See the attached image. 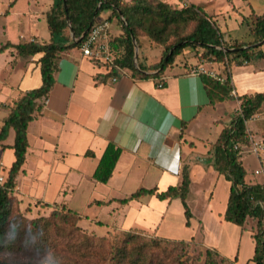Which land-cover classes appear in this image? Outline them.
I'll return each instance as SVG.
<instances>
[{
  "label": "crops",
  "instance_id": "obj_1",
  "mask_svg": "<svg viewBox=\"0 0 264 264\" xmlns=\"http://www.w3.org/2000/svg\"><path fill=\"white\" fill-rule=\"evenodd\" d=\"M0 3V47L17 44L19 39L50 42L46 26L49 9H41L38 0ZM215 3L206 0L196 7L215 23L225 40L251 43V21L247 17L264 12L249 0ZM106 18L104 12L98 20ZM110 32L117 34L114 22ZM64 37L66 44L72 42L70 33H64ZM142 43V64L148 67L159 62L161 48L145 40ZM261 50L264 52V45ZM40 56L15 59L12 48L0 53V128L19 95L40 87ZM201 61L195 51L186 50L158 79H133L125 73L112 83L107 67L82 56L80 46L62 52L56 61L54 84L45 99L38 101L41 113L27 128L26 159L12 193L21 211L31 209L33 213L39 210L37 204H59L80 217L78 226L82 230L98 237L115 230H137L149 237L191 242L198 249L214 251L238 264L247 220L238 226L223 218L231 182L215 170L213 146L239 110L240 101L209 105L200 76L190 73ZM205 66L225 80L229 75L235 98L264 91V58L225 65L205 61ZM157 80H163L162 87L157 86ZM246 132L264 142V114L246 122ZM13 140L14 131L9 129L6 139L0 142L5 178L14 161L13 153L12 158L5 156L8 149L13 150ZM108 144L118 148L120 155L110 178L102 184L92 175ZM88 152L93 156H87ZM250 155L254 154L249 146L241 147L246 177L244 159ZM256 158L259 165L254 173L262 170L263 180L247 181L245 177L247 185H264V158ZM183 168L190 181L186 198L191 214L188 226L177 198L159 200L146 195L123 202L141 188H155L161 193L178 186ZM220 185L223 198L218 203L214 192Z\"/></svg>",
  "mask_w": 264,
  "mask_h": 264
},
{
  "label": "trees",
  "instance_id": "obj_2",
  "mask_svg": "<svg viewBox=\"0 0 264 264\" xmlns=\"http://www.w3.org/2000/svg\"><path fill=\"white\" fill-rule=\"evenodd\" d=\"M51 1L46 14L49 43L19 39L17 44L6 43L0 47V53L12 48L15 59L41 55L37 61L41 76L40 87L19 95L0 128V142L6 139L9 129L14 131L11 146L14 161L6 173L4 184L0 185V264H183L182 258L176 259V254L179 253V248L188 247L191 242L149 237L137 230H115L113 234L120 235L122 239L119 243L109 242L108 238L112 239L110 235L98 237L82 230L78 226L80 217L59 204H53L52 208L46 205L51 209L47 217L26 219L22 214L28 209L21 211L19 202L12 193L16 177L26 159L27 128L41 113L42 105L38 101L45 99L54 84L59 55L79 47L88 30L97 24L101 13L106 12V20L109 24L114 22L117 27L116 35H112L110 30L108 35L113 64L133 79L160 78L165 69L171 67L175 59L186 50L195 51L199 60L223 65L232 61L244 64L253 59H262L264 52L261 48L264 44H257L264 39V15L250 14L247 17L251 21L249 31L253 41L246 44L225 40L215 23L192 4L180 9L177 6L171 7L162 0ZM69 29L72 31V42L66 44L64 33ZM143 38L162 50L159 62L148 67L140 60H137L136 66L134 63L132 39L140 51ZM246 45L248 47L242 49ZM13 64L12 62L11 65ZM112 74L114 71H110L108 76ZM199 76L209 105L214 106L225 100L240 101L239 110L229 125L221 130L213 146V164L215 170L224 174L225 179L231 182L224 220L238 226H242L248 218L256 221L252 262L264 264V209L259 205L264 204V185L245 183L246 170L240 157L241 147L249 146L246 122L260 114L264 104V91L235 98L229 75L224 83L205 74ZM236 144L237 148L234 149ZM86 155L93 156L90 152ZM119 155L120 150L108 144L92 178L105 184ZM189 183L188 171L183 168L178 186L169 187L161 193H157L155 188H141L123 202L146 195H154L159 200L177 198L182 203L188 226L191 218L186 204ZM13 205L16 207V216L13 215ZM4 252L7 253L5 257ZM205 254L207 257L215 256L228 261L211 250H205Z\"/></svg>",
  "mask_w": 264,
  "mask_h": 264
},
{
  "label": "rangeland",
  "instance_id": "obj_3",
  "mask_svg": "<svg viewBox=\"0 0 264 264\" xmlns=\"http://www.w3.org/2000/svg\"><path fill=\"white\" fill-rule=\"evenodd\" d=\"M47 1H49L48 4H46ZM47 1L44 0V2H42L41 0H38V3L40 4L39 5L40 8L43 9L44 11H46L47 9H50V7H51L50 3L52 1L51 0H47ZM162 1L168 3L171 7L175 6L173 0H162ZM187 1L189 2V0H187ZM249 1L251 3H253L258 8L259 11L264 12V0H249ZM192 2H193V5L197 6L198 3H204V2H206V0H192ZM223 2H225V0H216L215 4L217 6L218 4L223 3ZM0 6H1V3H0ZM212 6H213V4H212ZM26 9H27V7H26ZM215 9H216V7H214L213 10H215ZM38 16L41 17L42 15L38 14ZM39 17L37 19H40ZM40 27L41 26L37 27L38 31H40ZM65 33L68 34L70 32L68 30V31H65ZM71 39H72V36H71ZM143 39L147 40L146 38H143ZM24 40H27V39H24ZM139 52L140 51H139V49L137 47V52H136L137 60L141 59L139 57ZM152 59H154V58H152ZM2 62H3L2 58H0V65H2ZM260 114H264V108H262ZM8 150L10 152H8L5 155L7 159L10 158V157L11 158L13 157L12 156L13 150H11V149H8ZM261 156H263V158H264V152L260 153V157ZM6 158H5V160H7ZM262 162H263L262 168H264V159H263ZM244 164L246 165V169H247V172H248V175L246 177L247 181H250V180H252V181H254V180L262 181L263 180V176L261 175V173H256V172L254 173L255 167H257L259 165L257 163V158H256L255 155H250L249 157L245 158L244 159ZM214 195H215V200L218 203H221L222 198H223V187H222V185L218 186L215 189ZM49 206H51V208H52V206H54V205H49ZM36 207L39 208L38 212H33L32 213V210L30 209L29 211L24 212L22 215L28 220L29 219H33V218H37V217H42V216L43 217H47L49 215V213H50V210H51L50 208L46 207V204L45 205L37 204ZM15 212H17L16 211V207L13 205V215L14 216H16ZM255 222L256 221L251 219V218L247 219L246 231H245L246 235H245L244 243L241 244V253H240V257H239L240 259L238 261V264H253L251 257H252V254H253L252 246L254 244H253V240L251 238V234L256 229V223ZM109 235H110V237H112V239L108 238L109 242H117V243H119L121 241V239H122V237L120 235L113 234V233H110V234H108L107 236H104V237H108ZM141 241L142 240L140 239L139 242H141ZM179 249H180L179 253L176 254V259L177 258H182L183 264H234V262H231V261H222L219 257H215V256L207 257L206 254H205V251L202 250V249L196 248L194 246V244H191L188 247H183V248H179ZM168 251L169 250H167V252ZM173 251H175V250H173ZM3 255L5 257V255H7V253L4 252ZM158 255L161 256L160 253ZM166 264H169V263L166 262Z\"/></svg>",
  "mask_w": 264,
  "mask_h": 264
},
{
  "label": "built area",
  "instance_id": "obj_4",
  "mask_svg": "<svg viewBox=\"0 0 264 264\" xmlns=\"http://www.w3.org/2000/svg\"><path fill=\"white\" fill-rule=\"evenodd\" d=\"M175 6L178 8H185L190 5V1L187 0H173ZM109 30L110 24L106 19L98 20L97 24L92 26L86 35L82 38L80 42V50L81 54L84 57H87L91 61L96 63H101L102 65L107 67L108 74L110 71H114L116 76H110V81L115 83L118 81L120 76L124 75V71L120 69L118 66L113 64L110 49L108 45L109 41ZM191 74L194 75H201L205 74L209 77H212L216 81L220 83H224L225 79L219 76L213 69L208 68L205 66V60H202L200 65L196 66L195 68L191 69ZM163 80H157V86H163ZM247 139L249 141V150L252 154L256 157H259L260 153L264 151V142L257 141L251 135H247ZM237 148V144L234 145V149ZM2 165L0 163V185L4 184L5 177L2 174ZM256 173H262V170L256 171ZM260 207L264 209V204L259 203Z\"/></svg>",
  "mask_w": 264,
  "mask_h": 264
},
{
  "label": "water",
  "instance_id": "obj_5",
  "mask_svg": "<svg viewBox=\"0 0 264 264\" xmlns=\"http://www.w3.org/2000/svg\"><path fill=\"white\" fill-rule=\"evenodd\" d=\"M69 32H70V34H71V36H72V31H71V29H69ZM132 41H133V44H134V50H135V60H134V63H135V66L137 65V54H136V52H137V44H136V42H135V40L134 39H132ZM259 44H264V39L260 42V43H258L257 45H259ZM243 48H245V47H242V49Z\"/></svg>",
  "mask_w": 264,
  "mask_h": 264
}]
</instances>
